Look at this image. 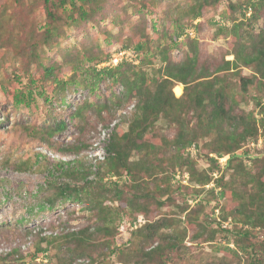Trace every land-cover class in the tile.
<instances>
[{
	"label": "rangeland",
	"instance_id": "obj_1",
	"mask_svg": "<svg viewBox=\"0 0 264 264\" xmlns=\"http://www.w3.org/2000/svg\"><path fill=\"white\" fill-rule=\"evenodd\" d=\"M145 1L153 4V13L142 6ZM54 2L60 0H50L48 7L44 0H20L19 3L0 0V264H17L21 256L29 262L33 254H36L34 261L40 264H135L137 260L159 264L144 255L159 239L147 240L144 235L132 237L131 232L136 229L132 221L134 214L123 201L116 199L115 193L106 191L103 197V206L111 209L110 217L115 220L114 237L96 233L97 227L103 224L96 209L71 198H54L59 186L84 182L82 178L66 174L59 165L61 161L79 159L77 168L88 172L86 179L92 181L106 175V145L113 130L116 126L127 130L136 113V98H123L120 82L95 75L91 66L96 61H88L87 57L104 56L125 43H135L143 32L155 46L168 47L177 38L179 45L170 51V56L180 61L189 51L186 40L191 37L199 41V66L213 71L226 61H235L234 52L241 44L245 50L252 48L264 32V8L259 9L255 18H250L252 10L244 17L240 7L233 10L229 4L246 5L248 0H222L204 7L202 15L192 19L189 8L193 0H106L92 20L69 24L65 17L56 19L61 31L44 44L46 24L53 20L48 9L51 7L58 18L64 16L63 9ZM236 22H242V38L237 40L226 32L218 34L220 27L233 26ZM26 35L37 47L26 45ZM32 50L37 51V56H33ZM163 67L158 56L145 64L146 71L156 77L162 76ZM47 68H51L50 74ZM227 68L211 77L224 79L228 92L233 95V104H238L237 111L253 112L256 117L258 136L249 138L237 152L244 153L241 158L248 170L258 174L260 164L256 166L254 160L264 157V78L257 73L256 65L247 66L240 60L237 67ZM242 77L253 79L248 90L243 89ZM59 80L67 84L62 85ZM180 85L184 91V84ZM30 87L34 88L30 104H15L14 88L29 90ZM173 91L177 97L183 93ZM62 122L64 128H59L57 125ZM150 132L146 140L152 145L156 140L173 139L177 135L176 127L166 119L157 121ZM212 140L203 136L197 141L196 153L189 148L185 151L184 156L189 153L199 171L212 166L206 158ZM60 148L70 149L68 155ZM145 152L146 162L159 164L160 172L154 179L145 174L133 182L124 171L121 186L128 196L138 188L153 191L146 200L149 213L142 215L143 223L169 219L175 228L186 229L177 247L166 248L163 255L166 264H257L263 253L258 247L255 251L259 255L252 252L248 245L264 239V227H256L249 239L237 243L240 237L236 230L249 225L234 221L229 214L238 205L237 198L221 195L229 188H223L216 181L205 188L198 185L199 190L195 191L196 183L191 180L189 166L177 165L176 171L171 167L173 148L163 146ZM137 158L139 155L134 152L130 159ZM220 164L222 171L217 169L214 175L219 177L224 173L225 181H231L232 168ZM178 171L180 176L176 177L174 174ZM242 176L239 174L235 182L241 195L250 190ZM156 184L160 191L155 189ZM185 206L187 209L183 212L181 207ZM222 214L228 217L225 221L221 220ZM82 230L93 233L92 242L76 246L80 242L67 235ZM115 246L122 247L123 253L112 252ZM37 248L41 249L37 251Z\"/></svg>",
	"mask_w": 264,
	"mask_h": 264
},
{
	"label": "trees",
	"instance_id": "obj_2",
	"mask_svg": "<svg viewBox=\"0 0 264 264\" xmlns=\"http://www.w3.org/2000/svg\"><path fill=\"white\" fill-rule=\"evenodd\" d=\"M15 3H19L20 0H13ZM47 7L50 5V0H44ZM106 0H60L59 3H55L58 7H61L64 12V16L55 15V12L48 9L49 15L53 17V20L46 24L44 31V44H47L50 39H55L60 33L61 29L57 20H62L64 17L69 24H77L79 22L92 20L103 9L104 2ZM222 0H193V4L189 8V13L192 14V19L198 18L202 15V9L206 6L216 5ZM145 1L142 3L143 7L149 8L150 13L155 11L153 4L150 5ZM70 5V8L67 6ZM229 7L233 10L241 8L244 17L249 10L250 18H255L259 14V9L264 8V0H248L247 4L230 3ZM225 19H229L226 16ZM241 23L236 22L233 26H223L218 30V34L221 32L229 33L232 37L239 40L243 37L241 34ZM181 27L182 34L185 33L184 26ZM154 31H158L154 27ZM189 37V36H188ZM27 38V39H26ZM30 37L25 36L24 40L29 47L33 44L28 40ZM187 45L189 51L185 52V56L180 61L174 60L170 56V51L179 45L177 38L173 43L166 47L158 44L155 46L153 41L148 40L145 33L141 32L139 38L135 43H125L118 47L114 52L106 53L104 56L89 55L88 61L95 60V66H91V70L95 75L100 78L103 76L110 77L114 82H120L123 86L122 97L123 98H136V113L129 123L128 129L125 130L120 126H116L110 137L108 144L106 145L107 156L105 159L106 175H101L97 181H92L87 178L88 172L80 171L77 168V162L79 159H75L69 162H60L62 169H65L66 174L77 178L84 179L83 184H65L58 187V192L54 198L62 196L65 198H71L78 203L86 204L89 208H94L98 211L99 219L103 220V224L97 227L96 233H104L106 236H113L117 233L116 226L110 215L112 211L110 208L103 206L104 193L110 191L115 193L116 199L123 201L128 209H130L134 217L133 223L137 222L140 215H147L149 213L146 206L147 199L153 195V191H141L142 189L135 190L131 196H128L122 188V175L126 172V176L133 182L138 178H142L147 174L149 179H154V175L160 172L161 166L155 163H147L146 150L163 148H173L175 153L171 154L173 158L170 161V165L173 170L176 171L177 165H188L191 180L196 183L194 190H199L198 185L206 187L210 182H219L223 188H229L228 192L223 190L221 195H231L235 199H238V205L229 212L234 217V221L242 222L244 225H249L248 228H240L237 231V236L240 241H245L252 236L253 229L256 227H264V157L255 159L256 166H259L260 172L251 173L242 160L244 153L237 152L243 144L249 139L258 136L259 127L256 117L253 112L247 113L245 111H237V103L233 104L234 99L228 91L229 88L224 84V79L220 76H214L213 73H218L228 69L229 66H236L238 60L242 61L244 65L250 66L256 65L257 73H260L262 79L264 78V32L260 34L256 41L253 43L250 50H245L243 44L236 50L235 61H226L225 64L217 66L213 71L208 70L205 67H200L199 56V41L197 38H187ZM31 44V45H30ZM25 45V46H26ZM34 48L37 47L34 42ZM133 45V46H132ZM132 49L136 51L139 57V63H134L126 59L121 60L117 64H110L109 66L99 67V64L103 62H110L113 55L121 49ZM33 49V47H32ZM33 52V50H32ZM37 56V51L33 52ZM159 57L163 62V74L160 77L150 75L146 69L145 64L152 63L156 57ZM4 59V55L2 57ZM51 68H47L48 74L51 73ZM60 81V80H59ZM253 79L249 77H242V86L244 90L252 83ZM62 85L67 84L61 82ZM184 84V91L181 96L177 97L173 91L174 87L178 84ZM264 85V82H262ZM29 90L14 88L13 100L15 104H30L33 96L34 88H28ZM260 103V100L257 102ZM160 119H166L171 125L177 129V135L173 139L163 138L156 140L154 145L148 144L146 140L150 137V131L154 129L157 121ZM59 128H64V122L57 125ZM229 126V130L226 131V127ZM211 137L213 140L210 143V149L206 155L207 161L210 165L209 168L199 171L195 168L193 160L190 159V155L185 154V151L192 144H196L198 148V140L203 137ZM213 146V147H212ZM80 149V148H78ZM164 151V149H162ZM65 155H68L67 148H60ZM136 152L139 155L137 160H131V155ZM145 154H144V153ZM159 154L160 152H156ZM214 153L213 155H211ZM229 154L226 166L231 167L233 170L232 180L225 181L224 173L219 177L214 175L215 170L222 171V166L219 159L224 155ZM74 164V165H73ZM76 164V165H75ZM73 167L69 168V167ZM76 168V169H75ZM78 172H75L77 171ZM239 174H242V178H245L244 183L246 187H250L244 194H239L236 190L235 182ZM245 174V175H244ZM175 175V174H174ZM108 180H105V177ZM116 176V177H115ZM113 177H115L113 179ZM144 180V178H143ZM180 182V181H179ZM113 188H110L109 186ZM138 187V186H137ZM168 187V186H167ZM143 188V187H142ZM180 188V185L177 189ZM108 189V190H107ZM155 189L160 191V187L156 184ZM214 189V187L212 188ZM152 190V189H151ZM172 192V187L170 188ZM164 191V193H166ZM230 197V196H229ZM52 203L53 198H48ZM159 203H162L161 201ZM182 211H186L187 207H181ZM227 215L222 214V221L227 219ZM147 221V220H146ZM141 225H138L131 235L142 236L149 239H159L157 245L144 252L148 259L153 260L159 264H166L164 259V252L166 248L177 247L179 240H182V236L185 235L186 229L181 230L174 227L172 220L167 221H147ZM190 222V218L187 219ZM171 229L166 231L165 229ZM93 233H88L86 230L72 233L67 236H73L74 240H77L76 246L92 242ZM110 240V239H109ZM132 240V238H131ZM130 240V241H131ZM133 242V241H132ZM241 245V244H240ZM92 245H89L91 247ZM242 248L244 246H241ZM261 251L263 257L257 260V264H264V239L248 245V249L256 252ZM41 248H37V251ZM257 250V251H258ZM112 252L123 253V248L115 246L111 249ZM258 254V252H256ZM259 255V254H258ZM36 254H33L29 262H25V257L19 258L17 264H40L34 261ZM143 262V263H142ZM147 261H136L135 264H147ZM15 264V263H11ZM64 264H73L72 262H65Z\"/></svg>",
	"mask_w": 264,
	"mask_h": 264
},
{
	"label": "built area",
	"instance_id": "obj_3",
	"mask_svg": "<svg viewBox=\"0 0 264 264\" xmlns=\"http://www.w3.org/2000/svg\"><path fill=\"white\" fill-rule=\"evenodd\" d=\"M123 59H126L128 61H132L134 63H139V57H138V54L136 53V51L132 50V49H121L119 50L118 52H116L114 55H113V58L110 62H107V63H110V64H117L119 63L121 60ZM117 61V63H116ZM112 62V63H111ZM109 64V65H110ZM100 65H105V63H102V64H99V67ZM109 65H106V66H109ZM191 151H193V153H196L197 151V147H196V144H192L191 146L188 147ZM229 158V156H228ZM227 156L226 157H221L220 158V162L223 164L227 162ZM176 177H179L180 176V171H178L176 174H175ZM187 176V175H185ZM145 218L142 217V215H140L137 219V222L133 225L134 227H137L138 225H141L143 224L142 221H144Z\"/></svg>",
	"mask_w": 264,
	"mask_h": 264
},
{
	"label": "bare ground",
	"instance_id": "obj_4",
	"mask_svg": "<svg viewBox=\"0 0 264 264\" xmlns=\"http://www.w3.org/2000/svg\"><path fill=\"white\" fill-rule=\"evenodd\" d=\"M174 90L176 93L181 94L183 91V88H182V86H175Z\"/></svg>",
	"mask_w": 264,
	"mask_h": 264
},
{
	"label": "crops",
	"instance_id": "obj_5",
	"mask_svg": "<svg viewBox=\"0 0 264 264\" xmlns=\"http://www.w3.org/2000/svg\"><path fill=\"white\" fill-rule=\"evenodd\" d=\"M176 86H181L180 84L176 85Z\"/></svg>",
	"mask_w": 264,
	"mask_h": 264
}]
</instances>
